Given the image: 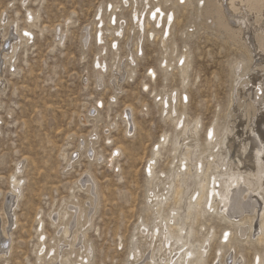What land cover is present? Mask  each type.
<instances>
[{"label":"rangeland","instance_id":"rangeland-1","mask_svg":"<svg viewBox=\"0 0 264 264\" xmlns=\"http://www.w3.org/2000/svg\"><path fill=\"white\" fill-rule=\"evenodd\" d=\"M169 1L172 5L176 0ZM27 2L23 6L20 0H0V17L5 16L7 21L5 33L14 24H17L19 33L28 28L25 17L29 12L26 10L33 11L32 14L37 17L33 26L28 28L33 33V41L26 46L21 45L19 52H16L17 57L13 59L15 70L8 65L2 67L5 86H0V233L2 226L7 227L11 237L6 255L0 256V264L51 262L48 250L54 243V237L61 235L59 230L65 202L73 199V205L80 210L91 201V192L83 186L86 176L93 178L91 191L95 195L92 198H96L98 204L92 224L85 231V240L93 248L89 264H129L128 254L135 239V227L141 221L152 220L151 210L148 209L151 199L147 197V190L155 185L157 176L164 177L162 171L167 173L176 164L174 157L177 152L171 139L178 128L174 120L164 114L162 108L165 105L159 95H176V116L183 113L185 125L199 121L196 136L200 149L205 151L203 157L206 160L208 154L217 150L205 143L206 132L213 127V142L216 141L224 127L232 121L236 93L237 103L240 105L244 102L239 95L240 83L236 82L235 76H243L251 66V54L213 30L205 29L196 18V0H192L191 5L176 3L171 41L178 46L177 55L183 50L191 55L186 83H182L184 76L179 70L161 69L159 43L157 40H146L145 37L143 55L133 67L126 68L127 76L131 68L133 74L125 78L117 93L110 86L109 67L113 63L109 42L112 39L111 32L105 36L107 51L102 54L107 64L100 86L93 73L99 49L94 40L96 29L92 22L96 20L94 16L97 8L102 6L103 9L109 0ZM123 12L125 20L127 17L130 20L128 11ZM128 20L122 38L117 42L119 59L128 52ZM191 24L193 28L189 27ZM85 27L90 29L91 37L84 46L82 34ZM56 32L66 34L62 44L55 37ZM0 63L2 65V61ZM239 63L243 64V70L237 73ZM150 70H155L154 76L150 75ZM182 95L187 96L184 104L180 100ZM95 107L97 113L94 112ZM126 110L136 127L124 138ZM113 122L117 127L107 134L112 137L111 143H107L104 141L106 126ZM95 127L98 136L94 148L95 152L103 155L101 162L91 159V155L88 156L84 151H80V154L75 151V163L67 169L65 166L70 153L81 142L93 139L89 134ZM163 134L168 138L156 157L155 174L148 180L144 168L152 148L162 141ZM119 143L124 150L113 161V165L118 163L119 167H110L106 163L108 154ZM20 164L23 173L18 170ZM12 177L20 180L22 185L19 205L10 213L11 216L15 213L16 217L12 216L13 221L8 226V217L4 218L2 209L4 202L9 199ZM79 179H82L80 185H73ZM204 222L208 229L197 224L194 227L200 239L210 225L214 226L210 230H215V236L210 242L209 258L205 264H215L219 261L217 258L213 260L217 246H226L225 243L220 244L222 230L228 227L233 232L234 227L215 215L205 216ZM39 228H42L44 232L41 233L46 237L41 260L34 254L36 230ZM236 238L232 244L237 247ZM255 252L262 254L263 246L252 244L236 248L238 256L243 254L247 263L252 261ZM229 253L233 254V249Z\"/></svg>","mask_w":264,"mask_h":264},{"label":"bare ground","instance_id":"bare-ground-1","mask_svg":"<svg viewBox=\"0 0 264 264\" xmlns=\"http://www.w3.org/2000/svg\"><path fill=\"white\" fill-rule=\"evenodd\" d=\"M27 1L20 0V3L24 6L28 3ZM185 2L192 4V0L175 1L177 4ZM175 3L169 5V0H109L105 9H102V6L97 8L95 14L97 21L94 20L92 23L95 24L94 40L99 49V57L94 63L96 68L93 73L99 86L101 82L103 83V74H106L104 72L107 63H105L102 53L107 51L104 43L107 32L112 33V39L109 42L110 49L112 48L113 63L111 67H109L110 65L108 67L111 70H109L111 74L110 86L115 92L118 93L121 90L120 84L133 74V68H131L127 76L126 68L133 67L132 65L136 64L137 59L142 57V45L145 37H147L146 40H157V44L159 43L161 69L165 71L172 68L179 70L184 76L182 83H186V73L191 66V55L186 53V50L177 55L176 48L178 46L171 41L175 24ZM196 3V18L205 29L213 30L225 40L238 45L251 54L253 60L251 66L243 76H235L236 82L240 83L238 86L239 95H241V99H244V102L240 105L237 103L238 93H236L232 121L224 127L216 141L213 142L214 128L208 129L205 134V143L217 150L208 154L205 160L203 157L205 151L200 149L196 136L199 121L195 120L192 124L185 125L183 113L176 116V95L163 97L159 95L162 104L165 105L162 108L164 114L172 118L178 128L171 139L174 151L177 152L174 157L176 164L167 173L162 171L164 177L157 176L155 185L147 190L149 192L147 197L151 199L148 209L151 210L152 220L141 221L135 227V239L130 246L128 262L129 264L207 263L210 242L215 236V230L211 232L210 229H213L214 226L210 225L206 234H203L199 239V232L194 225L205 227L206 230L208 229L207 225L205 226V222L203 223L205 216L215 215L222 222L234 227L233 232L228 227L222 230L219 238L221 241H219L220 244L225 243L226 246L218 244L219 246L215 247L213 260L219 259L215 264H264V252L262 254L255 252L250 263H247L243 254L238 256L236 253V248L249 247L252 244L263 246L264 251V0H196ZM127 8L129 9L127 10ZM124 10L128 11L130 18L129 36L127 37L128 52L122 56L124 58L120 57L119 59L118 50L120 49L117 42L122 38L124 27L127 25L125 17L122 15ZM26 11L29 13L25 19L28 28H30L37 17L32 14L33 11ZM150 13L155 14L152 21L149 20ZM169 19L170 21H168ZM0 24L1 86L5 82L3 65H8L9 68L12 67L15 70L13 59L18 48L33 41L34 36L28 28L19 33L17 24L12 25L9 32L5 33L4 28L7 25L5 16L0 17ZM189 27L193 28L192 24ZM65 36L66 34L56 32L55 37L61 43ZM89 37H91L90 29L85 27L82 34L84 46L88 44ZM133 47L136 49L135 52H133ZM242 70L243 64L239 63L236 72L239 73ZM150 75L154 76L155 70H150ZM114 96L111 97L114 98ZM180 100L184 104L187 102V96L182 95ZM94 112L97 113L98 110L96 109ZM128 113L126 110L124 138H127L126 134L131 133L136 127L135 121H130L131 114ZM115 126V122L106 126L105 142L111 143L112 137H108L107 134ZM90 136L93 139L76 145V150L70 153L65 166L67 169L75 163L72 157V153L75 151L79 154L80 151H84L85 154L88 153V156L91 155L89 156L91 159L101 162L103 155L98 151L95 152L94 148L98 136L96 127L91 131ZM161 137L162 141L160 140L154 147L152 146L151 155L144 168L145 177L148 180L155 174L156 157L160 154L168 138L166 134ZM184 140L187 142L184 143ZM116 146L111 149L106 162L114 168L119 165L118 163L113 165V161H116L124 150L120 143ZM18 170L19 172L23 171L22 164L18 166ZM86 177L83 186L94 197L95 194L91 191L93 188L91 179L93 178ZM11 179V192L7 197L9 199L4 202L2 209L4 218L8 217L6 218L8 226L13 221L12 216H15V213H12V216L10 213L14 212V208L18 204L19 196H21L20 186L22 185L20 180H16L14 177ZM81 180L75 181L73 185L78 183L80 185ZM92 197L87 207L80 210L73 205L75 204L73 199L65 202L59 230L61 235L54 237V243L49 247L51 262L48 264H89L93 248L85 240V231L88 226H91L98 207L96 198ZM2 200H4L3 197ZM166 211L168 213L163 214ZM7 221H5L6 226ZM15 222L17 223V219ZM77 226H79V230ZM6 228L2 226L0 233L1 257L6 253L9 237H11ZM41 231L42 228L36 230L37 242L34 246V254L38 260H41L45 249L46 237ZM235 238L236 245L239 244L237 247L232 244ZM231 249H233V254L229 253ZM59 258L61 260L57 262Z\"/></svg>","mask_w":264,"mask_h":264},{"label":"built area","instance_id":"built-area-1","mask_svg":"<svg viewBox=\"0 0 264 264\" xmlns=\"http://www.w3.org/2000/svg\"><path fill=\"white\" fill-rule=\"evenodd\" d=\"M174 3H172V5H173ZM169 5H171L170 4V1H169ZM175 5H176V3H175ZM179 5V4H178ZM175 7V6H174ZM129 8H127V10H128ZM110 12H112V9H110ZM96 17V19H97V16H95ZM154 18H155V14H153V13H150V15H149V20L150 21H152V20H154ZM175 18H176V16H175ZM127 20H128V17H127ZM127 20H126V22H127ZM95 21H97V20H95ZM121 22H122V19L120 20ZM129 21V20H128ZM168 21H170V19L168 20ZM111 51H112V48L110 49ZM96 68V67H95ZM75 156H76V154H73V158H75Z\"/></svg>","mask_w":264,"mask_h":264}]
</instances>
